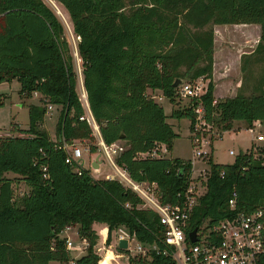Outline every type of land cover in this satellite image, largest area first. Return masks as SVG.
I'll return each instance as SVG.
<instances>
[{
	"label": "trees",
	"instance_id": "trees-1",
	"mask_svg": "<svg viewBox=\"0 0 264 264\" xmlns=\"http://www.w3.org/2000/svg\"><path fill=\"white\" fill-rule=\"evenodd\" d=\"M50 1L64 7L79 39L83 85L102 139L126 145L116 163L133 180L155 183L161 203L179 202L191 181L190 161L141 156L159 144L171 149L178 135L168 117L188 119L190 134L197 107L203 109V121L218 128L217 135L236 121L247 129L255 121L264 122V77L256 80L249 95L238 92L220 100L213 96L212 79L213 25H259V41L253 53L243 57L241 69L250 58L264 63V0ZM200 77L208 80L206 92L178 105L174 82ZM12 80L19 83L21 97L38 93L42 100L28 106L26 129L13 124V131L25 135L0 138V264L68 262L72 256L60 238L66 228H77L78 237L89 244L75 264H98L94 222L108 224V233L124 226L140 243L156 245L150 260L134 258L129 264H175L163 252L164 229L157 214L138 208L141 200L134 192L116 180L94 179L83 167L78 173L76 164L65 162L61 140L71 144L88 139L91 129L79 120L83 108L63 25L42 0H0V84ZM148 89L160 90L175 106L169 116ZM43 98L60 108L58 140L41 128ZM95 150L90 147L91 153ZM208 162L202 183L206 192L193 209L190 228L205 218L215 222L264 203V146L240 152L230 164L214 163L209 155ZM7 173L21 179L28 193L15 199L14 178ZM233 189L237 197L230 210L227 201Z\"/></svg>",
	"mask_w": 264,
	"mask_h": 264
},
{
	"label": "built area",
	"instance_id": "built-area-1",
	"mask_svg": "<svg viewBox=\"0 0 264 264\" xmlns=\"http://www.w3.org/2000/svg\"><path fill=\"white\" fill-rule=\"evenodd\" d=\"M204 80L203 77H200L193 81H181L176 89V97L188 99L200 97L207 90L208 82L205 83ZM80 90V94L77 95L83 108V114L79 117V120L88 124L91 134L90 138L77 139L71 144H67L63 140L61 148L66 152V163L76 164L77 167L74 170L79 173L78 167H83L84 163L82 159L84 150L82 151L81 146H86V152H90V147L94 146L96 150L93 158L96 159L98 156L99 162L106 163L110 169L104 174V179L118 181L124 188L131 190L140 198L141 203L137 206L138 208L151 210L157 214L164 229L162 242L166 247L163 252L168 254L175 264H261V259L264 257V203L251 212L240 211L215 222H211L210 218H205L200 224L190 228L189 221L193 209L199 204L200 198L206 192V186H203L202 183L206 182L209 170L201 171L199 176L201 179L198 182L190 181L179 202L176 204L161 203L155 183L133 180L127 171L116 163L117 156L126 148V145L121 141L111 144L104 142L99 125L89 109L83 83H81ZM43 101L46 109L45 116H47L53 109V105L46 98H43ZM195 111L197 113L196 123L191 134L195 145V154L208 159V154L201 149V144L206 136L204 133L209 131L212 126L203 121L202 107H197ZM255 122L248 128L251 133L256 130ZM256 123L260 127V121ZM217 136L221 137V134ZM1 137H4L2 132H0ZM263 141L264 135L261 133L254 136V142ZM163 147L164 145L159 144L150 152L142 153L141 156L164 157L166 155L163 154ZM258 147V145L254 146V150H257ZM229 154L232 155L234 152L230 150ZM43 170L46 171L45 168ZM43 177H47V174L45 173ZM236 197V191L233 189L227 201L230 210L235 209ZM194 229L195 241H191L189 233ZM112 232L117 241V247L124 250L128 262L134 258L150 260L149 252L157 250L155 244L145 245L140 243L124 226L115 227L108 233L109 237ZM63 238H65V246L70 255L71 251L86 252L89 245L86 239L79 238L74 243L69 236H63ZM100 258L98 264L103 261L104 256H100ZM75 259L73 256L71 260L61 264H75Z\"/></svg>",
	"mask_w": 264,
	"mask_h": 264
},
{
	"label": "rangeland",
	"instance_id": "rangeland-1",
	"mask_svg": "<svg viewBox=\"0 0 264 264\" xmlns=\"http://www.w3.org/2000/svg\"><path fill=\"white\" fill-rule=\"evenodd\" d=\"M42 1L55 13L63 25L64 34L69 45V51L73 57V66L76 74V92L77 94H80V86L81 83H83V75L82 61L77 51V43L79 39L73 33L69 15L64 7L57 1H54L56 4L50 0ZM212 28L215 34L217 49L221 51L220 59L224 58L229 63L228 68L231 75L226 81H229L232 84L240 82L241 92H243L245 95H249L252 92V85L257 79L256 77H250L248 72H243L242 74L238 73V65L235 62L237 61V57L240 55L242 48H244L246 51H250L255 48L256 37L254 36L253 29L250 27L247 28L241 26L234 27L233 25L224 28L221 27L219 29L215 28L213 25ZM219 46L222 47L219 48ZM227 50H230L232 53L224 56V52ZM258 66L260 67V63ZM252 68L253 70H257L256 67ZM204 82L206 83L208 80L205 79ZM18 91L19 83L16 80H12L10 83L3 82L0 84V132H2L3 136L25 135L19 131H13V124L17 125L21 129H26L28 127V106L30 104H41V95H34L35 93H33L31 97L24 98L19 95ZM175 100L180 106L187 105L189 102L188 98L182 97H176ZM163 104H165L167 108H170L166 101L163 102ZM59 112V107H53L50 113L44 117V121L41 126L42 129L48 132L52 140H58L56 136V122ZM174 123L175 126L173 130L178 136L173 140L171 149H168L166 146L163 147V154L173 158L190 161L192 167L191 180H193V182H198L201 179V177H199L201 171L209 170L208 159L195 154V145L189 131V120L186 118L179 120L175 119ZM261 125V127H258L254 132L250 133L243 122L236 121L234 124L235 128L227 131H220L221 137L217 136L218 128L216 126H212L206 133L204 141L201 144V149L207 152L214 163H233L236 155H238L240 152H246L252 146L254 147L258 145V148L264 146V141L254 142L252 139L257 133L264 135V124L261 123ZM210 136H214L212 141L209 139ZM85 147L86 146H81L82 151H85ZM230 150H232L234 154H229ZM90 153L83 152L82 159L85 160L83 168L85 170H90L94 179H103L104 174L110 171V169L104 162L100 163L99 161H97V164L101 165L100 168L99 166L97 168L90 167L89 159L94 157V153H91V155ZM7 177L14 178L12 188L15 199L20 198L23 194L28 193L30 188L21 179H15L16 176H14L12 173H7ZM92 228L98 235L95 250L99 253V256H104L103 264L129 263L125 257L124 250H120V248L117 247V241L113 232L110 235V244L106 243V240L109 237L108 224L104 222H94L92 224ZM67 229L68 228L61 231L60 238H62L64 235H67L72 238L74 243L78 241L80 237L77 235V228ZM71 255L73 257L78 255V253L71 251ZM49 264H59V262L51 261Z\"/></svg>",
	"mask_w": 264,
	"mask_h": 264
},
{
	"label": "crops",
	"instance_id": "crops-1",
	"mask_svg": "<svg viewBox=\"0 0 264 264\" xmlns=\"http://www.w3.org/2000/svg\"><path fill=\"white\" fill-rule=\"evenodd\" d=\"M241 26V27H247V28H252L253 32H254V36L256 37V45L259 41V37H260V27L257 24H225V25H214L215 28H224V27H229V26ZM255 45V47H256ZM222 46H219V48ZM255 49V48H254ZM253 50L250 51H246L244 50V48L241 49V53L240 55H238L237 57V61L235 62L238 65L237 71L238 73H243V72H248L250 77H256V79H259L261 77H264V63L262 61H260L259 59H254V58H250L249 62L246 63V69L242 70L241 66H242V62H243V57L245 60L246 55L252 54ZM232 52L230 50H227L224 52V56L231 54ZM220 54L221 51L219 49H217V45H216V39H215V34H214V41H213V83H214V90H213V96L215 98V100H220V99H224L227 97H232L235 96L238 92H241V84L240 82H236L235 84L230 83L228 80V78H230V70H229V63L223 58L220 59ZM247 59V58H246ZM247 61V60H246ZM260 63V67L258 66V64ZM235 67V65H234ZM252 67H256L257 70H253ZM236 73V72H235ZM147 93L150 94L155 101H157L164 109V112L167 116L170 115L171 110L175 107L174 105H172L167 98H165L162 95V92L160 90H147ZM243 93V92H242ZM244 94V93H243ZM34 95H38V93H35ZM40 95V94H39ZM167 102V104L169 105L170 108H167L165 106V104H163V102ZM54 107V106H53ZM167 122L169 124L172 125L173 129L175 126L174 120L173 118L170 119V117H168ZM242 122V121H240ZM258 122V121H256ZM255 122V128L257 129V123ZM236 123V122H235ZM233 123V128L234 124ZM262 124H264V122H260ZM16 124V123H15ZM262 125L260 124V127ZM20 128V127H19ZM248 130V129H247ZM249 131V130H248ZM250 132V131H249ZM251 133V132H250ZM254 141V138H252ZM86 152V151H83ZM83 152H82V157H83ZM90 153V152H89ZM91 155V153H90ZM166 157H171V156H166ZM83 162H85V160L83 159ZM95 162V159L92 157L89 159V163L92 164ZM84 164V163H83ZM106 164V163H105ZM90 166V167H91ZM99 168L101 167V165H99ZM93 168V167H92ZM104 179V177H103ZM62 236V235H61ZM67 236V235H64ZM78 255L74 256L75 258H79L80 256H82L83 254H85V252H77Z\"/></svg>",
	"mask_w": 264,
	"mask_h": 264
},
{
	"label": "water",
	"instance_id": "water-1",
	"mask_svg": "<svg viewBox=\"0 0 264 264\" xmlns=\"http://www.w3.org/2000/svg\"><path fill=\"white\" fill-rule=\"evenodd\" d=\"M180 83H181V80H180V79H177V80L174 82L173 86L176 87V86H177L178 84H180ZM120 139H123V136H120ZM95 161H96V162H94V163L92 164V167H93V168H97V167H98V164H97V161H99L98 156L96 157ZM189 239H190L191 241H195V229L192 230V231L189 233ZM122 245H123V244H122Z\"/></svg>",
	"mask_w": 264,
	"mask_h": 264
}]
</instances>
